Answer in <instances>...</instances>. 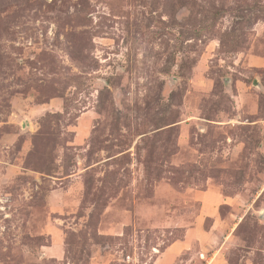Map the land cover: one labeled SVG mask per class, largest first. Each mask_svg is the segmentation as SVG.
I'll return each mask as SVG.
<instances>
[{
    "label": "rangeland",
    "instance_id": "1",
    "mask_svg": "<svg viewBox=\"0 0 264 264\" xmlns=\"http://www.w3.org/2000/svg\"><path fill=\"white\" fill-rule=\"evenodd\" d=\"M0 264H264V0H0Z\"/></svg>",
    "mask_w": 264,
    "mask_h": 264
}]
</instances>
